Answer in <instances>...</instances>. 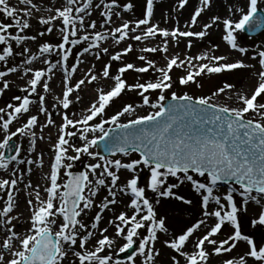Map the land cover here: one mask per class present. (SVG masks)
<instances>
[{"label": "snow or ice", "instance_id": "6c2138e0", "mask_svg": "<svg viewBox=\"0 0 264 264\" xmlns=\"http://www.w3.org/2000/svg\"><path fill=\"white\" fill-rule=\"evenodd\" d=\"M199 2L202 7L195 8L188 27L195 26L197 18L201 16L205 9L211 7V0H199ZM19 3L27 6L23 12L26 17L31 16V9L40 10L32 3V0H19ZM187 3L188 0H179V8L183 9ZM91 4L92 0H85L82 6L78 5V0H65V6L57 8L54 16L39 20L40 25H50L55 20H60L63 24V28L60 30L63 33L62 42L58 46L45 43L39 48V52L41 55L51 54L54 47L58 50L57 54L60 56V61L57 63L64 67L65 72L63 99L59 101L64 109L69 107L70 94L85 83V80L81 79L75 85V89L68 86V77L77 68L73 66L71 73H69L66 64H63V62L68 61V53L70 52V49H66L65 45L69 43L77 45L82 41L90 40L89 35L76 39H70V37H77L78 32L83 30L84 18L80 14L86 13ZM258 4L259 0H245L243 7H237L234 10L235 13L240 14L238 20L223 19L220 21L218 16H214L212 23L205 24L202 31L192 32L179 31L178 29L168 31L159 29L157 25H150L154 0H146L144 16L135 23V27L130 29L129 23L124 22L121 27L112 30V36L116 37V34L119 33V39L116 41L119 43V41L128 37L129 29L134 33L144 25L147 27L142 30L143 35H134L131 37L132 39L141 41L142 38L148 39L157 35L163 38L171 37L173 41H177L180 37L193 36L202 39L207 35L208 29L220 22L223 25L222 38L226 46L244 56L248 50L238 44L236 33L243 32L246 26L249 29L264 27V21L255 19ZM101 5L108 10L114 6L105 3V0H100L96 7L99 8ZM131 7L132 5H127L124 11L130 10ZM47 11L51 12L52 10L47 9ZM229 11L232 12L233 9L230 8ZM74 13L75 15H73ZM101 15L106 22L111 20L109 11L101 12ZM116 15L119 16V13H116ZM0 16L10 21L7 24L0 23V45H6L9 41H15L19 45L24 40H35L34 36L9 34L10 28H16L23 32L30 27L28 20H22L18 10L9 5V0H0ZM78 23L79 28L77 27ZM88 27L95 28V22L89 24ZM52 31V27L47 28V32L51 33ZM106 39L107 36L96 33L91 37L89 47L84 48V52H88L90 48H99L100 43ZM164 44V47H145L141 51L166 52L167 39H165ZM188 47H191V43L188 44ZM131 50V46H129L124 53L112 55L111 60L118 61L121 55H126ZM103 51L107 53L108 49L105 48ZM27 52H29V49L24 48L21 54ZM13 54L11 46L3 47L0 62H6L7 58L13 56ZM258 57L257 84L250 95L238 96L240 106L235 108L216 106L209 103L210 98L194 100L192 96H177L175 93L171 96V101L175 103L165 105L163 103L165 100L163 93L171 87V84L168 83L170 81L169 71L172 70L173 66L179 67L185 63L184 60H180L178 63L177 57L169 59L166 68H156V71L161 73V78L154 83L127 86L125 80L121 78L123 73L129 70L143 73L147 72L148 68L134 67L130 63L120 67L118 69L120 74L111 77L115 81L114 86L107 92L102 89L99 90L96 102L92 103L87 109V115L75 121L64 116L63 126L59 127L58 141L54 146L55 158L51 163L50 175L47 177L50 186L44 189L47 198L42 200L39 191H37L35 205L32 200H28L27 203L31 209L30 227L23 235L16 233L13 227H8L12 225V221L15 219V217H10V213L13 211L12 189L16 187L17 181L15 179L0 180V189L7 188V201L2 211H0V224L7 228L4 237L0 238V264H64L69 253L75 257L72 264H77V262L78 264H112L113 257L111 255H102L106 250H111L115 243L113 239L104 235L107 229H104L100 233V238L94 241L93 250H89L86 246L93 234L87 232L86 235H82L81 233L86 229V225L78 219L85 210L93 206L92 197L96 196L98 188L106 186L107 178H110L108 197H111V199L106 198V202L100 205L101 211L107 209L109 204L117 202V191L129 197L130 203L126 206L132 210L130 216L122 212L117 217L119 224L115 225V236L122 238L124 241L118 251L120 253L126 252L138 240V255L144 258L143 264H155L156 257L160 255L154 248L158 233L167 232V229L165 220L157 219L152 204L146 198V189L159 196H172V188L176 185L172 184L166 187V181L169 177L181 180L182 183L188 181L196 193H204L202 199L203 216L212 217L214 221L212 225L208 226L205 234L197 238L194 243V251L191 254L185 252L184 249L196 230L201 225L206 224L205 220H200L199 223L188 227L182 234L165 241L164 246L167 249L183 257L186 264H208L210 254L219 256L222 253H231L237 248L238 242L243 241L247 245L246 252L240 255L238 259H225L223 264H249L250 260L254 264H264V246L258 247L252 239L241 233L237 220L240 202L234 200V193L237 190L230 188L222 196L214 194V188L218 184L234 181L239 186V195L242 197L245 206L249 205V202L261 206L257 218L251 221L252 226H264V103H260L258 100V98L264 99V51H259ZM96 58L99 59L100 57L97 56ZM36 59H39V57L33 55L25 63L30 65ZM139 59L145 60V57L140 56ZM185 59L189 65L192 64V58L186 57ZM194 59L196 61L209 60L211 63L200 64L195 72L189 71L186 76L180 78L179 83L181 85L194 81L195 77L204 72L218 74L224 71L251 67L241 61L220 63L227 60L222 55H198ZM252 59L256 60L257 57L254 56ZM43 63L49 65L47 69L49 73L56 67L47 59ZM147 64L148 67H155L151 61H147ZM109 67V65L104 67L102 73L104 78H109ZM16 71L15 67H11L7 71H0V78ZM29 71L31 69H28L25 75ZM45 75L46 72L43 70L33 72L32 78L28 81V87L21 89V91L28 93V95L35 93L37 85L41 83ZM89 75L88 83L97 80L96 75L90 73ZM8 87L9 84L5 82L3 89ZM43 87L45 92L49 90L47 81L44 82ZM126 87L129 91L142 89L139 94L143 99V105L155 111L131 119L127 123H122L120 122L121 117L134 112L131 105H126L109 119H104L105 109L121 95ZM230 87L231 85L225 84L213 95H218ZM150 90H159L161 93L154 103H150L148 96L144 95ZM15 99L20 101L19 106L8 104L7 107L12 109V113L8 115L7 119L0 117V121H2L0 122V130L4 133L3 140L0 142V150L8 149L9 142L14 137L29 134V130L37 124V117L33 115L27 119L22 127L17 128L16 131H10L9 126L17 116L28 113L29 105L32 103L28 96H18ZM40 111L45 112L43 96L40 97ZM3 112L4 109H0V113ZM250 114H255L258 120L249 118ZM97 117L101 118L99 122L90 125L89 122L96 120ZM48 122L52 123L51 120ZM77 125H82V127L78 128ZM105 125H113L114 127L106 129ZM69 127L76 129V131H66ZM77 133H79V139L83 142V145L72 147L65 137H73ZM89 133H100V135L98 139L95 135L89 139ZM106 138H111L113 142L111 148H109L108 143L105 144L106 149L110 151L113 157L117 153L127 157L131 152L139 153V158L133 159L131 162H122L121 159L106 160L100 157L99 159L104 161L103 164H91L85 172H81L76 176L64 172V175L68 177L67 181L63 184L58 183L60 169L72 167L70 163L65 165L63 161L78 160L82 154L96 159L89 149L97 145L98 140L104 141ZM66 145L71 147L72 152L75 153L74 156L65 155L68 151ZM20 153V147H16L15 155H12L9 160H5L4 153L0 151V169L7 170L9 163L16 161ZM25 162L29 165L34 163L31 159L18 161L21 164ZM97 169H101L99 176H97ZM121 169L131 173L132 176L127 179L123 187L117 188V183L120 180L117 173ZM141 169H146L149 173L146 177L145 187L138 186L137 172ZM190 172H194L200 177H206L208 183L196 182ZM178 173L183 174V179L178 176ZM90 174L95 178L94 182L90 180ZM86 189L87 195H85ZM176 199L180 200L182 198L177 196ZM57 201H59L58 206ZM183 203L188 204L190 201L183 200ZM210 204H214L216 210L210 211ZM57 218H62V221L57 230L53 232V227L57 224ZM94 219L95 222L91 224L92 229L97 228L101 217L97 214ZM110 223L114 222L110 221ZM121 225H124V227H121ZM225 225H230L234 232L226 239L217 241L214 237L221 232L222 227ZM142 228H146L147 235L141 238L138 230ZM206 245L212 246V253L206 250ZM77 247L79 250H76ZM2 253H7V257ZM134 259V257H130V261L134 262ZM115 264H120V262L116 261ZM171 264H179L176 256L171 257Z\"/></svg>", "mask_w": 264, "mask_h": 264}, {"label": "bare ground", "instance_id": "6f19581e", "mask_svg": "<svg viewBox=\"0 0 264 264\" xmlns=\"http://www.w3.org/2000/svg\"><path fill=\"white\" fill-rule=\"evenodd\" d=\"M162 3L171 6L173 3V0H159ZM196 4H198L197 0H192ZM214 1V0H213ZM95 2L92 0V3ZM32 3L35 4L40 10L36 11V9H31V16H24L23 12L27 6L21 5L19 3V0H9V5L11 7H14L18 10V14L20 18L28 20L30 27L28 29H25L23 32H20L19 29L16 28H10L9 34L16 35L19 34L21 36H34L35 40H24L19 45L16 44L15 41H9L6 45H0V54H2L3 47L5 46H11L13 49V56L7 58L6 62H0V71H7L11 67H15L17 69L14 73H9L6 77L0 78V109H4L3 113H0V117H3V119H7L8 115L12 113V109L8 108V104H12L14 106H19L20 101L16 100L15 97H24L28 96L29 100L32 101V103L29 105V112L24 113L20 116H17V118L13 121V123L9 126L10 131H16L17 128L22 127L24 123L27 121V119L30 116L35 115L37 117V124L36 126L29 130V134L22 135V136H16L13 138V142L15 143L16 147H20L21 153L20 156L17 157L16 161H11L9 163V168L7 170L0 169V180L8 179L12 180L15 179L17 181L16 187L12 189L13 194V211L10 213V217H15L12 221V225H9L8 227H13V230L18 234H25L29 227H30V217H31V209L28 206V200H32L33 204L35 205V195L36 192L39 191L40 197L42 200H45L47 198V194L44 191V189L47 187L46 183L49 181L47 179L48 175L45 173L46 171L51 170V163L54 161L55 153H54V143L56 144L58 141V135H59V127H61V123H63L64 116H67L69 119L72 120H78L81 119L84 115H87V109L91 106L92 103L96 102L97 97L99 95V90H106V87L109 85L111 77H114L116 74V66L119 62L124 61L123 57L121 56L120 60L113 61L111 60L112 55H116L118 53H115V48L113 45L104 44L102 41L100 43V47L97 49L96 52H92V50H89L88 52H84V48L88 47L90 45L89 41H82L81 43L77 45H72L71 43L67 44V46L70 47L71 53L68 55L69 59L68 61L64 62V64L67 65V68H72L73 66H76L77 70L74 72L80 73V67H86V64H89L90 68L94 72H97V66L101 63L108 64L110 66L109 68V78H104L103 76L97 75V80L93 81L92 83H88V81L85 80V83L80 86L79 89L74 90L70 94V104L68 109H64L62 104L59 103L60 100L63 99V93L62 91H58V87L61 86V83H63L65 80V76H62V74L58 73V70L61 69V66L57 63L58 62V55H57V48H53V52L51 54H43L41 55L39 52V48L47 43L52 46H58V34L62 27L59 26V23L53 21L50 25H40L39 20L41 18L49 19V11L47 9H53L59 4H63L64 0H57V2H53L52 0H32ZM99 2H95L94 4H91L92 8H94L95 16L93 19L99 20V23H103L104 20L99 18L98 11H107L108 9H105L103 5H101L99 8L96 7ZM105 3L110 4L111 0H105ZM222 2L220 0H215V4H221ZM228 5H230V8L233 9L231 13H235L234 10L237 7H243L244 0H229L227 2ZM261 6L264 8V0H260L258 6ZM82 6V5H79ZM53 12V10H52ZM54 13V12H53ZM97 14V15H96ZM75 15V14H73ZM10 21L7 19H4L2 16H0V23H9ZM107 22H105L106 24ZM108 24L105 25L103 29L97 27L95 29L96 33H100L102 35L108 34L106 31V27ZM52 27L53 31L51 33L47 32V28ZM77 27L79 28V23L77 24ZM213 28L211 30L208 29L207 37L211 39L214 44H217L214 48L219 55L226 54L224 48H222L221 43L218 41L217 37L215 36V32H212ZM84 32L86 35L91 36V34H88V32H85L84 29L79 31ZM43 33V35H41ZM95 33V34H96ZM77 37H70V39H76L82 36ZM94 35H92L93 37ZM61 39H62V32H61ZM91 38V37H90ZM131 46H134V50H137L136 40L129 39ZM249 46H252L253 49L257 48H264V39L260 38V40L252 41L250 40ZM24 48H28L29 52L25 54H21ZM108 49L107 53L103 51V49ZM94 49V48H93ZM130 51V54H134L133 48ZM33 55H36L39 57V59L33 60L32 64L25 63L26 60L30 59ZM91 55H93L94 60L92 59ZM99 56L100 58L97 59L96 57ZM129 56V59L131 58V61H127V63H134L137 64L138 59L134 56ZM47 59L51 64H55L56 67L51 72L56 71L57 74H54L53 76L49 75L50 73L47 72V69L49 67L48 64L43 63V61ZM128 60V59H127ZM247 61V60H246ZM250 63V62H249ZM251 70H253V77H258L257 72L258 66L253 61L252 62ZM83 65V66H81ZM39 66V67H37ZM58 66V68H57ZM124 66V65H123ZM31 69L25 75V72ZM37 69V70H36ZM45 71L46 75L42 78L41 83L37 85V91L31 95H28V93L21 91V89L28 87V81L32 78V73L35 71ZM130 71V70H129ZM70 72V71H69ZM144 73V72H143ZM146 73H149V69ZM47 81L49 85V90L47 92L44 91L43 84ZM7 82L9 84V87L7 89H3V84ZM113 82V81H112ZM75 89V87H72ZM44 97V108L45 112L40 111V97ZM238 96L239 95H230L227 99L230 100V102L237 103L238 102ZM131 105L134 108V112L132 114H126L124 117H121L120 122H124L125 120L131 118L132 116L136 115L137 113H142L143 111H151L153 109L149 108L146 105H143V102L139 101L138 99H134L132 101L119 104L113 107L111 110L110 117L118 110H122L123 106ZM98 119V117L96 118ZM51 120L52 123H49L48 121ZM95 121V120H94ZM94 121H90L89 124L95 123ZM2 122V121H0ZM77 127H82V125H77ZM66 131H73L75 132L76 129L74 128H67ZM34 133V135H33ZM98 134V133H95ZM92 133H89L88 137L91 135H95ZM3 131L0 130V141L3 140ZM69 145L72 147H81L83 145V142L79 139V133H77L76 136L73 137H65ZM65 147H68V151L71 152V147L66 145ZM2 151V150H0ZM67 151V152H68ZM67 153H65L66 155ZM15 155V153H14ZM83 155V154H82ZM67 156V155H66ZM84 156V155H83ZM86 157V156H84ZM131 157V156H129ZM33 160L34 163L29 165L26 162L25 163H18L20 160ZM107 160H113V159H107ZM104 163V161H102ZM87 166L94 164L95 162H86ZM97 176H99V172L101 169H97ZM115 171V169H113ZM117 175L120 176V180L117 183V188L123 187L126 183V177L124 175V172L120 170V172L117 173ZM94 177L90 174V180H93ZM30 185V186H29ZM108 187H110V178L106 179V186L100 187L97 190L96 196L92 197L93 206L90 209L85 210L84 213H82L81 217L78 219L81 220V222H85L89 224V222L95 221V216L97 214L100 215L101 219L98 222L101 229H107V234L110 239H113L115 241L112 248H119L123 244L122 238L115 236V225L119 224V221L117 219L118 215L120 213H125L126 215L130 216L132 214L131 209L128 208L126 205L130 203L127 196H125L123 193H119L116 189H113L114 191H117L116 195V203L115 204H109V207L107 209H103L101 211L100 205H102L104 202H106V198L108 200L111 199V197H108ZM146 193H151L150 190L146 189ZM195 195H199V193H196L194 191ZM215 194V193H214ZM222 193L220 191L217 192V195ZM85 195H87V189L85 191ZM204 195V194H203ZM186 199H189V193L186 195ZM193 199V197H191ZM165 200V199H164ZM7 201V188L6 189H0V211H2L3 207L5 206V202ZM163 203V202H162ZM153 206V210L158 214L161 215L160 212L162 211V204L157 203H151ZM187 204L181 202V211L182 213L179 215V217L176 219V221L182 219L184 216H189V218L193 219L191 222L195 221L194 223H199L200 220H205L206 224L201 225V227L197 230V233L201 231L202 228L206 227V225L209 222V217H204L202 213H196V214H187L185 211V206ZM259 204H256L254 202L249 203V205L244 208V212H238V224L241 229V233L243 235H247L250 239L254 241V243L260 247L259 245L264 240V226H256L253 227L251 220L256 214L257 208ZM247 209V210H245ZM115 210H120L119 213H114ZM157 210V211H156ZM170 209L168 208L169 213ZM156 214V215H157ZM139 218V217H138ZM197 218V219H196ZM158 219V216H157ZM62 221V220H61ZM110 221L114 223H110ZM60 220L57 218V224L53 227V232L57 230ZM121 227H124V225H121ZM232 228V227H231ZM233 229V228H232ZM7 231V228L0 224V238L4 237V233ZM141 234V238L145 235H147L146 228H142L138 230ZM233 233H230L231 235ZM166 232H159L158 233V239L155 242L154 248L157 252L160 253L158 257H156L155 264H168L167 261L169 260L171 262V257L176 256V259L180 261L182 258L177 253H172L169 249H167L164 246V242L167 241L165 238ZM95 237V236H94ZM92 239V238H91ZM216 239V238H215ZM171 240V239H168ZM218 241V239H216ZM137 242H139L137 240ZM192 245L191 240H189L188 244L186 246ZM206 245V250L209 251V253H212V246ZM262 246V245H261ZM94 245L91 244L88 245L89 250H93ZM185 250V249H184ZM247 250V245L243 244V241L238 242L237 248L234 249L231 253H228L229 259H238L240 255L244 254ZM109 250H106V252ZM187 251V250H186ZM110 252V251H109ZM111 253V252H110ZM109 253V255H110ZM7 257V253H2ZM225 255V253H222ZM221 254V255H222ZM220 256V255H219ZM219 256L215 254H210L208 264H212L215 261L219 259ZM142 258V259H141ZM75 260V257L69 253V256L66 258L64 264H72V261ZM144 258L139 256V264H143ZM78 264V262H77ZM249 264H254L251 260L249 261Z\"/></svg>", "mask_w": 264, "mask_h": 264}, {"label": "rangeland", "instance_id": "374dc122", "mask_svg": "<svg viewBox=\"0 0 264 264\" xmlns=\"http://www.w3.org/2000/svg\"><path fill=\"white\" fill-rule=\"evenodd\" d=\"M53 2H57V0H52ZM95 2H99V0H94ZM222 3L221 4H215V0H211V7L210 9H205V11L201 14L200 17L197 18V24L193 27H188L189 23H190V17L193 14L195 8L197 7H202V5L200 4L199 0H197L198 4H196L194 1L192 0H188V3L186 4V6L183 9L179 8V0H173V3L171 6H168L164 3H162L159 0H154V7H153V15L150 18V25H157L159 29H164V30H168L171 31L173 29H178L179 31H192V32H199L203 30V26L205 24H210L212 23V18L214 16H218L220 18V21H222L223 19H230V20H238L239 18V13H231L229 11L230 9V5H228L227 2H229V0H220ZM85 2V0H78V5H82ZM95 2H93L92 4H94ZM260 2V0H259ZM245 3V0H244ZM112 5H114L110 10H107L110 12L111 15V20L107 21L106 24H108V26L106 27L107 29V33L105 36H107L106 40H103L104 44H109V45H113V47L115 48L114 52L115 53H124L125 49H127L129 46H131L129 39H132L131 37L134 35H143L142 30L145 29L147 26L142 25L139 29L136 30V32H131L130 29L132 27H135V23L142 19L144 16V13L146 11V0H111ZM127 5H132L131 9L128 11H124V8ZM63 6H65V0L63 4H59L56 7H54L53 12L51 11L49 13V18L51 16L55 15V11L57 8H62ZM244 6V5H243ZM94 8H92V6H90V8L87 10L86 13H82L80 14L81 16H83L84 18V31L88 32V34H91L90 37H92V35H95V29L97 27L103 29L105 27V18L101 15V12H104V10L102 11H98V15L100 19H103L104 22L99 23V20H95L93 19L95 16L94 13ZM258 10L262 11L264 13V8H262L260 5L258 6ZM88 13H91L90 15ZM116 13H119V16L116 15ZM75 14V13H74ZM97 15V14H96ZM56 22L59 23V26L63 28V24L60 20H56ZM95 22L96 27L95 28H90L88 27L89 24ZM124 22H128L130 29L128 31V37L122 41H119V43H117L116 41L119 39V33L116 34V37L112 36V30L117 28V27H121L122 24ZM101 25H103V27H101ZM213 30L212 32H215V36L217 37L218 41L221 43L222 48L225 49V51L227 52L226 54H221L222 56H225L227 58L226 61H221L220 63H231V62H236V61H241L246 65H250L252 67V62L254 61L256 63V65L258 66L259 69V65H258V52L259 51H264V48H257V49H253L252 46H249L250 44V40L255 41V40H260V38L264 39V32L256 37V38H247L244 36V34L242 32L240 33H236L237 35V40H238V44L240 46L245 47L248 51L244 56H241L239 53L231 50L229 47L226 46V44L223 41V25L222 23L218 22L217 24L213 25ZM211 28V29H212ZM209 29V30H211ZM78 34H80L79 36H84L86 35V33L84 32H78ZM63 35V33H62ZM61 31L58 34V43L62 42L61 39ZM91 39V38H90ZM165 39H167V51L166 52H142L141 49L145 48V47H149V48H160V47H164V41ZM134 41V39H132ZM191 43V47H188V44ZM136 45H137V50H134V46L132 45L131 48H133V52L134 54H130V52H128L126 55H121L123 57L122 62H119L116 66V70L119 69L120 67H124L126 66V62L127 61H131V58L129 59V56H135L138 59L137 64L134 65V63H130L133 64L134 67H146L149 69V73H139V72H135L133 70L127 71L125 73H123L121 75V78L123 80H125L126 85L127 86H134L136 84H147V83H154L157 81V79L161 78V73L156 71V68H166L167 66V61L173 57H177L178 60L177 62L179 63L180 60H184L185 63L181 64L179 67L173 66L172 70L169 71V76H170V81H168V83L171 84V87L166 89L163 93V95L165 96V100L168 99L169 97L172 96L173 93H175L177 96H182V95H189L192 96L193 99H198V98H210L209 99V103H212L216 106H223V107H229V108H235V107H239L240 106V102L238 99L237 103H233L230 102L229 99H227L229 97V94L232 95L234 94L236 95H250V93L254 90V87L257 84L258 81V77H253V70H251V67L245 68V69H238V70H232V71H224L221 73H207L204 72L202 73L200 76L195 77L194 81L189 82L186 85H181L179 83V80L181 77H184L187 75V73L189 71L195 72L197 70V68L199 67L200 64L203 63H211L209 60H202V61H196L194 58L198 55H208V56H221L217 53V51L214 49L216 47L217 44H214V42L209 39V37H207V35L200 39L197 38L195 36L193 37H180L178 38L177 41H173L171 39V37L168 38H163L160 37L159 35L155 36V37H151L148 39H143L141 41H136ZM89 47V46H88ZM66 49H70L69 46H67V44L65 45ZM98 48H90V50H92V52H96ZM58 51V50H57ZM71 53V51L68 53V55ZM58 55V54H57ZM140 56H144L145 60H140L139 57ZM257 57L256 60H253L252 57ZM92 59L94 60L95 57H93V55H91ZM132 57V59H133ZM186 57L188 58H192V64L189 65L187 60L185 59ZM58 61H60V56L58 55ZM128 59V60H127ZM247 60V61H246ZM147 61H151L155 67H148ZM250 62V63H249ZM64 64V62H63ZM60 65V64H59ZM108 65V64H104L101 63L97 66V72H94L92 70V68H90L89 64H86V67H80V73H71V68H68V71H70L69 73L70 76L68 77V86L69 87H75V85L81 80V79H86V81H88L90 79V75H100L103 76V70L104 67ZM124 65V66H123ZM61 66V69L58 70V73L62 74V76H65V72H64V67ZM67 66V65H66ZM83 66V65H81ZM39 67V66H37ZM58 68V66H57ZM110 68V67H109ZM59 69V68H58ZM37 70V69H36ZM56 70V69H53ZM255 71L258 73V70L255 69ZM54 74H57L56 71L51 72L49 75L53 76ZM116 74H120L119 71H116ZM116 76V75H115ZM65 78V77H64ZM64 81V80H63ZM113 81V82H112ZM109 85L106 87V90H104L105 92L111 90V88L114 86V79H110L109 81ZM225 84H229L231 85L230 88L225 89L223 92H220L218 95H213L214 93H216L218 91V89L223 88V86ZM64 91V82L61 83V86L58 87V91ZM142 91V89H134L129 91L128 88L126 87V89L121 93V95L119 97H117L114 101H112L109 106L105 109V116L103 117L104 119H109L110 118V114H111V110L113 109V107L115 108V106L122 104V103H126L129 101L134 100L135 98L138 99L139 101L143 102L142 97L140 96V92ZM160 91L159 90H155L152 91L150 90L147 93H144V95L148 96L150 103H154L156 102L158 96L160 95ZM98 98V97H97ZM164 100V101H165ZM260 103H264V99H260L258 98ZM155 111L154 109L149 111H143L142 113H137L136 115L132 116L131 118L125 120L122 123H127L129 120L131 119H136L138 117H142L147 115L149 112H153ZM88 114V113H87ZM249 118H255L258 120V117L255 116V114H250ZM101 118L98 117V119H96L94 122L97 123L99 122ZM27 122V121H26ZM25 122V123H26ZM24 123V124H25ZM92 123V124H95ZM61 126H63V123L60 124ZM114 127L113 125H105V128H112ZM100 133L95 134L96 138H99ZM89 139L93 138V135L88 137ZM2 142V140L0 141ZM13 143V152L12 155H14L15 153V143L13 141L9 142V145ZM55 146V143H54ZM7 150H2V152L4 153V158L5 160H9V158L12 156H10L9 158H7ZM89 151L91 153H93V155L96 157V159H93L92 156L89 155H84L86 157H84L83 155L80 156V159L78 160H73V161H63V163L66 164H71L72 167L71 168H61L60 169V178L58 180L59 184H63L66 182L67 180V176L64 175V172H85L88 168V166L86 165V162H95V163H101L103 164V160L99 159L100 156H98L96 154L95 151V146H93L92 148L89 149ZM67 156H74L75 153L74 152H66ZM131 156V157H129ZM125 157V156H111V157H103L104 159H121L122 162H131L133 159H137L139 158V156L135 153H130V155ZM94 163V164H95ZM124 172V175L126 177L125 182L127 181V179L131 178L132 174L128 173L126 170L121 169ZM45 173H47V175H50V171H46ZM148 171L146 169H141L138 170L137 175H138V186L139 187H145L146 185V177L148 176ZM190 175L193 176V179L196 182L199 183H205L207 184L208 181L206 179V177H200L198 175L192 174L190 173ZM178 176L181 177V179H183V174L182 173H178ZM90 178V175H89ZM172 184H175L176 186L172 188V196L170 197H163V196H159L156 193H146V198L149 200L150 203H157L158 204H162V211L160 212L161 215H157L158 219H164L165 220V227L167 229L165 238L168 239H173L176 235L182 234L183 231H186L188 227L193 226L195 223V221L191 222L193 219L189 218V216H184L182 217V219L176 221V219L179 217V215L182 213L181 211V202L186 199V195L189 193V199L188 201H190V203H188L185 206V211L188 214H196V213H202L203 214V206H202V199H203V194L204 193H199V195H195L194 194V190L191 187L190 182L188 181H184L183 183L181 182V180H178L174 177H169L168 180L166 181V187L171 186ZM46 186H50V182L47 181ZM230 188H235L237 191L234 193V200L235 201H239V207H240V212H244V208H246L247 206H245L243 204L242 201V197L239 195L240 189L239 186L236 185H228L227 187H223V188H214V193L217 194L218 191H220L223 194H226L227 190H229ZM61 191H63V189H61ZM221 195V194H218ZM221 195V196H222ZM179 196L182 199L178 200L176 199V197ZM191 197H193V199H191ZM128 200L130 201L129 197H127ZM165 199V200H164ZM163 202V203H162ZM57 206L59 204V201L56 202ZM226 203V202H225ZM251 203V202H249ZM168 208L170 209L169 213L168 212ZM261 209V206L259 205L256 211L254 218H257V213L258 211ZM209 210L210 211H214L216 210V206L214 204H210L209 205ZM157 211V210H156ZM120 210H115L114 213H119ZM132 212V210H131ZM239 212V213H240ZM61 222L62 218H58ZM197 219V218H196ZM209 222L206 225V227L202 228L200 232L197 233L196 232L193 234V236L190 238L192 245L190 246H186L185 247V252L191 254L194 251V243L197 240V238L201 237L203 234H205L207 228L209 225L213 224L214 218L209 217ZM252 219V220H253ZM251 220V221H252ZM95 222V221H93ZM93 222H89V224L82 222L86 225V229L81 233L82 235H86L87 232H92V239L90 240V242L87 244V249H88V245L91 246L94 245V241L98 238H100V233L103 231V229H101V227L99 226V224L97 225L96 229H92L91 228V224ZM251 224V222H249ZM234 229L231 228L230 225H225L222 227V230L220 233L217 234L216 237H214V239H218V241H222L224 239H226L230 233H233ZM104 235L108 234L105 232ZM95 236V237H94ZM122 242L124 243V241L122 240ZM138 243L136 242L134 244L135 246V251L132 254V256L130 257H134V262L130 261V257L125 258L124 260H120L119 255L120 252L118 251L119 248H111V250L102 253V255H110L113 257V261L112 264H115L116 261H119L120 264H139V255H138ZM243 244L246 245L245 242H243ZM123 245V244H122ZM121 245V246H122ZM264 246V240L261 242V244L259 246ZM120 247V246H119ZM211 247V246H210ZM94 248V247H93ZM76 250H79L78 247L76 248ZM187 250V251H186ZM228 253H225L219 256V259L217 261H215L212 264H223L225 259H229L228 257ZM142 259V258H141ZM168 264H171V262L168 260L167 261ZM179 264H186V261L184 260V258L182 257L179 261Z\"/></svg>", "mask_w": 264, "mask_h": 264}, {"label": "water", "instance_id": "95a60500", "mask_svg": "<svg viewBox=\"0 0 264 264\" xmlns=\"http://www.w3.org/2000/svg\"><path fill=\"white\" fill-rule=\"evenodd\" d=\"M256 19L262 21V16H261L260 14H258V17H257ZM263 29H264V27H261V28L259 29L258 32H260V31L263 30ZM258 32H257V33H258ZM254 33H256V32H254ZM254 33H251V34H254ZM206 127H210V126H206ZM97 147H98V150H99L100 153H102V154H110V151H108V150L106 149L104 143H102V142L98 143V144H97ZM71 175H72V176H76L77 174H71ZM130 253H131V252H130ZM130 253H129V254H130Z\"/></svg>", "mask_w": 264, "mask_h": 264}]
</instances>
